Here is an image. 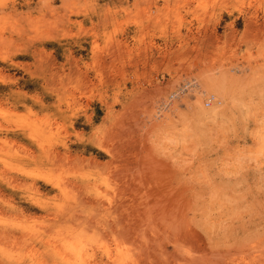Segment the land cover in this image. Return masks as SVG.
<instances>
[{
	"label": "rangeland",
	"instance_id": "1",
	"mask_svg": "<svg viewBox=\"0 0 264 264\" xmlns=\"http://www.w3.org/2000/svg\"><path fill=\"white\" fill-rule=\"evenodd\" d=\"M0 264H264V0H0Z\"/></svg>",
	"mask_w": 264,
	"mask_h": 264
},
{
	"label": "built area",
	"instance_id": "2",
	"mask_svg": "<svg viewBox=\"0 0 264 264\" xmlns=\"http://www.w3.org/2000/svg\"><path fill=\"white\" fill-rule=\"evenodd\" d=\"M194 82V80H188L187 84H183L180 88L172 91L168 97V100H166V103L163 101L159 105V112L163 110H167L170 107V103L174 100L180 97L181 93H183L187 88L191 86V84Z\"/></svg>",
	"mask_w": 264,
	"mask_h": 264
},
{
	"label": "bare ground",
	"instance_id": "3",
	"mask_svg": "<svg viewBox=\"0 0 264 264\" xmlns=\"http://www.w3.org/2000/svg\"><path fill=\"white\" fill-rule=\"evenodd\" d=\"M48 7V6H47ZM191 81V80H190ZM199 81H198V79L197 80H195L194 79V82L191 84V86H192V88H193V90H194V86L198 83ZM200 84V83H199ZM199 84H198V86H199ZM201 89H202V87H203V85L201 86H199ZM199 87H198V89H199ZM199 92L198 93H200L202 90H198ZM208 99H213V97L212 96H210ZM166 103V102H165Z\"/></svg>",
	"mask_w": 264,
	"mask_h": 264
}]
</instances>
